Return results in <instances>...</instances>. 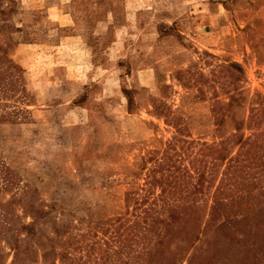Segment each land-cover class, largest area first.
<instances>
[{
	"label": "rangeland",
	"instance_id": "rangeland-1",
	"mask_svg": "<svg viewBox=\"0 0 264 264\" xmlns=\"http://www.w3.org/2000/svg\"><path fill=\"white\" fill-rule=\"evenodd\" d=\"M230 62L244 71L241 98L217 132ZM186 71L205 81L185 85ZM256 94L264 0H0V264H60L86 232L121 252L107 264H264L263 136L231 180L222 172L238 164L225 161L204 192L167 196L187 201L175 222L160 208L149 228H131L141 189L160 192L149 152L161 155L178 126L225 139Z\"/></svg>",
	"mask_w": 264,
	"mask_h": 264
},
{
	"label": "trees",
	"instance_id": "trees-1",
	"mask_svg": "<svg viewBox=\"0 0 264 264\" xmlns=\"http://www.w3.org/2000/svg\"><path fill=\"white\" fill-rule=\"evenodd\" d=\"M227 67L234 69L233 71L229 70L231 80L226 88L229 100L225 103L216 102L212 108L217 132L221 131V127L225 122L223 116H226L227 112H231L230 110L236 103L239 104L238 102L241 98V96H238L240 93L237 83H239L241 77L242 80L244 78L243 68L236 62L228 63ZM179 73L178 79H182L184 84L188 86L192 81L201 82L202 84L205 81L200 72L190 73L186 71ZM193 76H197V78ZM199 92L203 94L202 89H199ZM256 98L257 100L254 103H258L261 107L251 106L246 124L244 125L245 121L243 119L237 121L234 128L235 133L226 136L225 139L217 143L189 139L178 126L176 134L168 141L166 149L161 155H157L158 152L156 151L149 152L147 160H154L156 163L150 171H152V177L157 179L160 192L155 196L149 182L141 189L143 193L138 194L140 202L137 199L136 208L138 209L142 206L133 224H131L133 230L140 223H143L145 228H149L150 223L154 222L155 217L160 214V208L165 211V214L167 213L168 224L175 222L178 216L174 208L179 205L182 206L187 201L182 197V200L178 201L181 203L176 204L175 201L171 202L168 200L167 196H173L183 191L193 194L204 192L205 187L210 184L208 181L214 178L215 168L221 163L228 161V164H232V162L238 164L225 166L222 174L225 178L228 176L229 180L232 179V174L235 177L239 170H244L254 164L250 155L258 151L261 146L258 140L260 136L264 137V127L262 126L264 123V96L256 94ZM245 128L251 129L249 136H244ZM235 145L242 148V151L239 150L234 157L231 155L230 148ZM185 160L188 164H185ZM156 174H159V176L157 177ZM222 180H224V177ZM220 182L221 184L224 183L223 181ZM190 203L193 208H200L196 200H192ZM25 229L27 233H31L29 225H26ZM131 239H133V236ZM99 244L100 241L95 240V236L89 232L77 234L73 241L67 244L68 248H65L61 254L60 264H107L114 260V254H121V252L119 253L109 248L102 249ZM116 260L119 264H126L127 262V260Z\"/></svg>",
	"mask_w": 264,
	"mask_h": 264
}]
</instances>
